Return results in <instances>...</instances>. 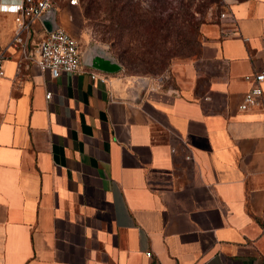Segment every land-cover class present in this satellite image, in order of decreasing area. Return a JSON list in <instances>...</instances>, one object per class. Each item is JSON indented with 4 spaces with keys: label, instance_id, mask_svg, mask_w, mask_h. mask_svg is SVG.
Instances as JSON below:
<instances>
[{
    "label": "crops",
    "instance_id": "obj_1",
    "mask_svg": "<svg viewBox=\"0 0 264 264\" xmlns=\"http://www.w3.org/2000/svg\"><path fill=\"white\" fill-rule=\"evenodd\" d=\"M230 7L239 35L204 24L172 86L120 72L93 79L80 0H55L28 52L62 27L84 71L56 78L11 48L0 79V264H264V97L240 107L254 85L246 77L264 73V0ZM14 28L0 12L1 49Z\"/></svg>",
    "mask_w": 264,
    "mask_h": 264
},
{
    "label": "rangeland",
    "instance_id": "obj_2",
    "mask_svg": "<svg viewBox=\"0 0 264 264\" xmlns=\"http://www.w3.org/2000/svg\"><path fill=\"white\" fill-rule=\"evenodd\" d=\"M80 1L94 52L121 64L120 73L160 87L173 85L172 67L198 53L203 25L234 0Z\"/></svg>",
    "mask_w": 264,
    "mask_h": 264
},
{
    "label": "built area",
    "instance_id": "obj_3",
    "mask_svg": "<svg viewBox=\"0 0 264 264\" xmlns=\"http://www.w3.org/2000/svg\"><path fill=\"white\" fill-rule=\"evenodd\" d=\"M78 3L79 0H71ZM55 7V0H0V12L14 14L15 28L11 42L0 50V79L5 76V61L12 47L21 49L27 58L34 60L43 70L51 72L53 77L64 73H77L85 70L82 64L81 45L69 31L62 27L49 32L37 46V53L28 52V41L34 23L47 11ZM222 34L225 37L239 35V25L235 12L228 4L220 14ZM107 72L93 69V79L106 81ZM254 81L253 87L245 94L240 105L241 110H248L260 104L264 97L262 82L264 73L255 71L246 77ZM51 97V93L47 94ZM152 257V252L146 253Z\"/></svg>",
    "mask_w": 264,
    "mask_h": 264
},
{
    "label": "water",
    "instance_id": "obj_4",
    "mask_svg": "<svg viewBox=\"0 0 264 264\" xmlns=\"http://www.w3.org/2000/svg\"><path fill=\"white\" fill-rule=\"evenodd\" d=\"M53 11H54L53 9H50L49 11H47V14H51V13H53ZM47 14H45V15L47 16ZM57 28L58 27L55 28V26H53V24H52L49 27V31L52 32V31L56 30ZM89 63L94 68L99 69V70L104 71V72H107V73L120 72L122 69L121 64L105 57L104 55L98 54V53H95L94 55H92V58L89 61Z\"/></svg>",
    "mask_w": 264,
    "mask_h": 264
}]
</instances>
